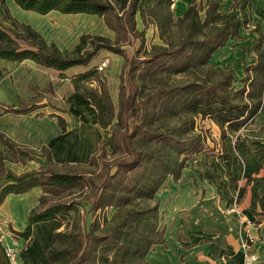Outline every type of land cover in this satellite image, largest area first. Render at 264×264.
Listing matches in <instances>:
<instances>
[{
    "label": "trees",
    "instance_id": "obj_1",
    "mask_svg": "<svg viewBox=\"0 0 264 264\" xmlns=\"http://www.w3.org/2000/svg\"><path fill=\"white\" fill-rule=\"evenodd\" d=\"M20 10L45 16L55 12L60 15H88L102 19L105 25L113 32L136 34L135 13L140 0H120L116 6L111 0H11ZM1 5L4 0H0ZM173 0H155L151 9L140 10V17L144 21L146 15L158 16L162 10L171 13ZM221 0H205L197 5L195 0L180 18L171 14L166 22L154 21L163 36L164 25L172 23L182 29L178 44L165 43L164 47L152 46L149 52V64L153 70L151 76L158 72L170 74L190 73L200 67L212 68L209 61L212 55L223 48L229 40L238 36L240 20L234 11L219 12ZM204 13L203 20L199 14ZM174 20V21H173ZM7 25H5V24ZM118 39L112 43L100 36L82 35L78 43L70 51H61L55 44H48L43 37L28 25L18 23L9 18L5 11L4 21H0V60L22 63L31 61L37 66L50 69L59 73L60 79H65L64 72L71 68L81 67L87 69L84 73L70 79L75 92L80 93L97 112V121L100 127L106 128L115 120L110 134V144L115 154L124 155L122 160L113 164L106 162L105 142L98 147L97 152L90 157L89 165L97 161L102 162L101 183L96 184L91 177H83L70 172H60V167L53 163L49 150L42 147L38 152L18 145L0 133L1 143L8 149V154L0 153V177L6 178L11 184L0 191V205L8 195H20L29 190L40 187L43 196L38 205L28 215L29 225L57 221L64 225V231L56 232L52 236V243L47 251V264H54L58 258L57 245L63 239H73L77 244L73 261L69 264H85L89 259L96 258V263L103 260L106 264H123L126 261L137 259L140 263L151 264L146 261L150 249L164 244V232L157 226L158 201L154 195L163 185L166 178L174 181L180 178L185 163L202 153L201 141L197 137L182 140L170 130H151L148 128V111L152 115L161 98H143L140 109L143 113L135 125L137 115L136 93L126 91L123 82V72L128 71L130 79L143 62L127 60L125 53L117 47ZM100 51L118 55L125 60L121 72L119 87V109L114 115L108 90L98 78L96 68H89L91 62ZM254 76L250 79L249 88L258 86V98H253L252 92L247 93V100L253 101L254 106H240L230 103L226 91L230 89L232 76L230 73L215 72L218 79L207 86L190 84L181 89L190 93L184 98L175 111L187 112L190 115L212 117L216 125L225 131L228 129L233 134L239 132L253 121L261 107V96L264 81V51L257 58V65L252 69ZM98 83V89L87 91L85 84ZM197 89V90H194ZM194 91V92H193ZM239 92V91H238ZM244 89H241V93ZM101 96L105 104L97 101ZM43 96L39 95L29 102L18 100L19 107L0 105L3 114L24 115L39 107ZM173 109L175 103L169 105ZM108 117L105 118V115ZM62 131H66V123L62 118H57ZM134 141H142L145 147H134ZM35 157L45 160L46 164L37 170L15 175L4 168V161L25 164ZM224 159H228L224 158ZM113 169L115 172L112 173ZM247 176L245 187L238 189L237 201H240L250 188L249 212L257 216L264 215V171L258 177ZM85 189L93 191L91 208L98 206H111L116 208L110 221L109 229L102 231L101 235H94L93 231L77 230L70 224L73 218L77 224L84 222L76 218V204L73 200L63 201L72 197L76 192ZM262 192V195H260ZM67 194L59 200L54 196ZM135 200L154 201L147 210H131L122 212L120 208ZM24 240L30 239L29 233L14 234ZM105 257V258H102Z\"/></svg>",
    "mask_w": 264,
    "mask_h": 264
},
{
    "label": "rangeland",
    "instance_id": "obj_2",
    "mask_svg": "<svg viewBox=\"0 0 264 264\" xmlns=\"http://www.w3.org/2000/svg\"><path fill=\"white\" fill-rule=\"evenodd\" d=\"M140 1L145 10L151 2L150 0ZM223 1L224 0H221V4H223ZM201 2L202 0H199V2L197 0L198 5H200ZM232 2L234 6L233 11H235L240 20L238 36L228 42L227 48L224 50L223 54H220V56H215L213 62L216 64L213 63L214 65H211L212 68L200 67L193 69L190 73L182 74H170L164 71L158 72V74L154 75L155 77L151 76L153 70L151 69V65L148 63L151 47H164L166 42L176 45L179 43L180 36L182 35V29L179 26L169 23L164 25L162 36L156 23H154V21L157 20L161 23L166 22L165 20H168L170 14L174 16L171 8L170 14H167L166 11L162 10V12L157 14L158 16L156 18L154 16L146 15L144 21L141 19L142 23H139V29H135L136 34L127 32L123 33L120 31L113 32L100 18L87 19L72 17L63 19L62 17L53 14L45 19H35L34 17H30V19L31 21L37 23L36 26L40 31H42V36L46 39V41L48 43H54L61 51L72 50L82 35L100 36L112 43L118 39L119 44L116 45L125 53V56L128 58L127 60L133 59L143 62L131 79L127 74V70L123 72L122 77L126 91L128 92L129 90H132L136 93V104L138 108L136 116H138V118L135 117V125L138 124L137 122L140 120L139 118L144 115V107L142 106L141 109L139 107V103H141L142 99L161 98L158 100L153 115V111H151L149 108L147 109V124H149L148 128L151 130L159 129L161 131L170 130L182 140H188L192 137H197L201 141V155H204L206 159L215 157L220 159L227 158L226 149H229L233 152V149H236L239 139H242L244 135H250L252 134L251 132H254L246 128L250 124L253 125L254 120L248 121L245 127H243L239 132L233 134L228 129L222 131L216 125L212 117L190 115L187 112H179L177 115H175L174 110H177V107L184 98H188L190 96V93L188 94V92H182V88L193 83L200 84L201 86H207L209 83H214L218 79V76L215 72L220 71H217L214 66L219 65L220 62L221 64H225L224 66L226 67V69L224 66L221 67V70L224 71L223 73H230L233 78L230 89L225 92L230 103L240 106L250 105L251 108H253V101L247 100L246 95L248 92H252L253 98H258L259 88L258 86L249 88L250 85L247 83V81L254 76V72L252 70L255 68L253 67L255 64L254 60L259 57L262 51H264V0H231V2L229 0L228 4ZM5 11L7 12L9 18H11L10 0H4L3 5L0 3L1 22L4 21ZM228 11L229 5H223L221 7V13H228ZM199 17L201 20H203V12L199 14ZM103 60L107 61V67L103 71H97L98 78L108 90L110 97L109 99L114 110V115H116L119 109L120 100V76L122 68L125 65V60L118 55H114L106 51H100L97 57L91 62L89 68H97L99 63ZM56 80L57 78L53 80L55 83L54 86L51 84V82H48L42 83L41 89H33V95L35 96L32 97L33 99L41 95L40 93L45 94L48 100H50L51 104L60 108V111L67 114L66 118L69 122L70 132L72 133L68 135V131L66 130L65 134L61 135L60 131H57L53 147L52 145L48 147L51 153H57V159L55 157L54 159L60 164V167H57L56 170L60 172H70L83 177L88 176L93 178L96 184H100L102 175V162L97 161L95 164L89 165V160L90 156L97 152V149L102 144V142H105L106 162L108 164H113L118 160L126 158L124 155L115 154L110 144V134L115 124V120H113L111 125L107 126L106 128L100 127L97 121V112L91 105V102L82 97L74 98L75 95L73 89L68 85L65 79H63V81H59V83L56 82ZM232 84L234 86L233 88ZM85 86L87 91L92 92L98 89L99 84L88 82L85 84ZM241 89H244L243 93H241ZM96 100L101 101L104 104L106 102L105 98H101V96H98ZM29 101H31V99ZM174 103L175 107H173V109L169 107V105L172 106ZM0 110L3 113L1 108ZM46 111L50 112V108ZM107 117L108 114L105 115V118ZM74 124L76 126H74ZM73 126L74 128H72ZM261 129H264V127H261ZM46 132L47 137H49L51 140L52 130L48 129ZM72 141L75 144H78V148H81L79 149L81 156H83L84 152H87L83 156H86L87 158L78 160L76 159L71 163H68L66 159L63 158L67 156L68 152L66 150ZM133 145L138 149L145 147L142 141H134ZM58 146L61 149H57ZM65 148L66 150H64ZM92 148L93 150L90 151ZM195 157L192 159H195ZM192 159L187 161L185 165L192 161ZM114 172L115 169H113L112 173ZM180 178L178 180L181 181L182 179ZM171 180V178H166L163 185L154 195V200L158 201L157 226L161 229L164 218L163 214L161 215L160 213V206L163 204V202L166 204V207L169 205L167 203V199H169L168 192L170 189L169 184ZM174 183L176 185H181V183H177V181ZM66 195L67 194H59L58 196H54L53 199L59 200L63 197H66ZM70 200H73L76 204L75 209L77 210L78 214L76 215V218L84 221L76 224L73 218L70 219V224L73 225L72 227L75 228V230H77V227L75 226H79L81 230H92L94 235H101L103 230L109 229L107 222L111 220L113 214L116 212V208L111 206H98L96 210H93L91 208V203L93 201V191L91 189H85L82 192H76L72 197L66 198L63 201L66 202ZM153 204L154 201L135 200L123 205L120 210L122 212L142 209L147 210L151 208ZM64 229V225L60 224L59 232L64 231ZM30 241L32 243L33 239L30 238ZM34 241V248L37 251H40L45 243L44 234H42V231L38 230L34 236ZM9 245H13L12 242ZM14 246L18 247L16 245ZM56 247L59 254L54 264H69L71 261H73L74 253L77 248V244L73 242V239H63ZM151 250L152 249L149 250L147 255L150 254ZM93 259L94 258L91 257V259L86 261L85 264H106L104 259L98 261V263H96V258L95 260ZM145 259L147 261V256ZM147 262L150 263L149 261ZM123 264L144 263H140L137 259H133L126 261Z\"/></svg>",
    "mask_w": 264,
    "mask_h": 264
},
{
    "label": "crops",
    "instance_id": "obj_3",
    "mask_svg": "<svg viewBox=\"0 0 264 264\" xmlns=\"http://www.w3.org/2000/svg\"><path fill=\"white\" fill-rule=\"evenodd\" d=\"M111 1L117 6L120 0ZM150 1L146 10L155 6V0ZM228 1L224 0L223 4H220L219 12L223 5H229L230 12L234 10L233 2L228 4ZM195 2L197 4V0ZM192 3L193 0H173L171 10L174 17L180 18ZM204 3L205 0H202V4ZM140 10H145L141 1H139L134 17L137 30L139 23H142ZM53 14L63 19L72 17L98 19L95 16L60 15L55 12L40 16L20 10L11 1V18L20 24L30 26L41 36L43 35L42 31L37 28V23L31 21L30 17L45 19ZM43 39L46 41L44 37ZM228 42L212 55L209 61L210 65L216 64L213 59L215 56L223 54ZM50 43L52 42L48 44ZM254 62L253 67L257 65V58ZM219 65L214 67L217 71L224 72L221 67L225 64L220 62ZM86 70L75 67L63 73L66 77L65 81L73 89L74 98L84 97L75 92L70 79ZM55 78L58 83L63 81L59 78L58 72L39 67L31 61L12 63L0 60V104L17 108L19 99L28 102L35 96L33 89H41L42 83L48 82L54 86ZM250 79L247 81L248 84ZM40 94L43 96V100L39 106L43 107L27 114H3L0 110V133L14 143L36 152L42 147H46L51 154L53 163L59 166L60 164L54 159V157L57 159V153H51L48 148L51 145L53 147L57 131H60L61 135L65 134L62 133L57 118H62L65 121L68 135L72 132H70L69 122L66 118L67 114L51 104L45 94ZM49 108L50 112H47L46 110ZM253 120V125L250 124L246 128L254 132L247 133L250 135H244L242 139H239L233 152L226 149L228 159L217 157L206 159L204 155L199 154L185 165L180 178L183 181L176 180L181 185H176L175 181L171 180L172 183L169 184L171 190L169 189V199H167L169 205L166 207L163 202L160 206V213L164 218L162 226L164 244L153 247L150 254L147 255V261L151 264H243L244 245L246 244L243 220L256 222V227L251 230V234L256 237L257 241L255 240L251 249L257 257L254 264H264V215H259V209H257V216L249 212L251 196L249 187H246L243 198L237 201L238 189L245 187V178L249 175L255 176L257 172H259V177L264 171V129H261L264 127V81L261 107ZM74 126L76 125L74 124ZM48 129L52 130L51 140L47 137ZM57 149L61 148L58 146ZM79 149L81 148H78V144L72 141L67 150L64 149L68 154L63 158L68 163L76 159L87 158L83 157L87 152L81 156ZM92 150L93 148L90 151ZM0 153L8 154V149L1 141ZM35 158L25 165L9 161H4L3 165L6 170L15 175H21L37 170L46 164L44 159ZM10 184L6 178L0 177V191ZM42 196L43 190L40 187H35L24 194L8 195L3 200L0 205V264H8L4 250L5 247L11 246L9 245L11 242L18 246L16 247L18 249L22 247L24 239L14 235L22 233H29V238H32L33 241L28 248L21 251L19 263L47 264V251L52 243L53 234L60 231V224L57 221L35 225L28 223L30 211L38 205ZM232 207H235V211L227 213L226 210ZM38 230L44 234L45 241L40 251L34 248V236Z\"/></svg>",
    "mask_w": 264,
    "mask_h": 264
},
{
    "label": "built area",
    "instance_id": "obj_4",
    "mask_svg": "<svg viewBox=\"0 0 264 264\" xmlns=\"http://www.w3.org/2000/svg\"><path fill=\"white\" fill-rule=\"evenodd\" d=\"M107 67V61L103 60L97 66V71H103ZM235 211V207L226 210L227 213H232ZM244 224V234L246 236V244L244 245L245 256L243 264H254L257 261V257L252 251V245L254 244L256 237L252 236L251 230L256 227V222L243 220ZM31 244L30 239L23 240L22 247L20 249L16 248L14 245L5 247L4 255L8 264H20L19 256L22 250L26 249Z\"/></svg>",
    "mask_w": 264,
    "mask_h": 264
}]
</instances>
